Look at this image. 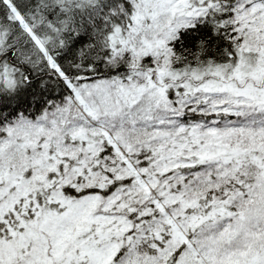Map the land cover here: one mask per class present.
I'll list each match as a JSON object with an SVG mask.
<instances>
[{
	"label": "snow or ice",
	"instance_id": "snow-or-ice-1",
	"mask_svg": "<svg viewBox=\"0 0 264 264\" xmlns=\"http://www.w3.org/2000/svg\"><path fill=\"white\" fill-rule=\"evenodd\" d=\"M0 264H264V0H0Z\"/></svg>",
	"mask_w": 264,
	"mask_h": 264
}]
</instances>
